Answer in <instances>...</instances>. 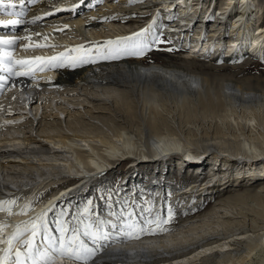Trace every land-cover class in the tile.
<instances>
[{"label":"bare ground","instance_id":"bare-ground-1","mask_svg":"<svg viewBox=\"0 0 264 264\" xmlns=\"http://www.w3.org/2000/svg\"><path fill=\"white\" fill-rule=\"evenodd\" d=\"M56 1L37 0L36 12L23 15L25 21L17 25V32L38 25L42 33H46V29H58V32L46 35L51 38L50 42L44 43L37 38V44H49L48 47L53 49V43L65 41L68 47L73 43L68 40L70 31L80 38L75 42L85 40L83 36L99 38L102 36L100 31L88 34L87 28L107 23L105 30H110L108 27H114L116 21L132 26L137 20L129 18L134 17V13L144 17V12L138 9L148 4L150 17L146 18V24L139 26L145 30L142 37L149 41L153 38L149 26L161 27L177 45L175 49L186 56L174 58L169 63H159L156 59L148 62L136 57H101L100 61L85 63L76 57L56 67L59 77L49 82V92L42 91L46 100L40 105L34 104L32 119L24 112L16 111V106H12L14 110L10 112L0 109V201H15L11 213L0 211V225H6L0 228V257L4 258V264L20 248L19 242L31 236L30 231L24 232L5 252L9 249L7 239L18 225L23 229L45 211L44 217H48L50 211L57 208L59 195L66 189L67 196L79 195L100 188L102 181H112L109 173L115 164L129 161V158L131 165L147 179L135 182L138 173L128 172L133 183L128 178L124 183L126 176L123 175L121 185L130 184L125 190L131 189L136 198L139 190L144 188L142 194H146L149 203L152 202L151 213L155 209L152 193L159 191V196L162 192H170L173 202L169 201V204L178 205L173 207V210L178 208L174 213L178 224L173 220L163 227L166 231L129 240L118 231L121 221L127 220L126 210H114L116 215H112L102 206L104 202L95 203L94 207L102 208L106 216L103 220L111 221V224H107L110 229V243L105 246L107 251L95 255L96 262L94 260L92 264H264V78L235 79L234 72L232 77L216 75V72L200 75L186 68L187 60L194 58L189 57L192 54H214L219 48L230 54L231 50L244 46L240 43L242 39L244 43L249 40V46L252 45L245 47L243 53H248L252 47L249 50L252 56L256 57L260 52L263 57L264 22L255 16L262 12L260 8L250 0H219V10L215 7L212 12L206 5L215 0H103L99 7L93 3L96 0H83L76 7L57 11L59 7L56 6L61 2ZM154 2L158 3L150 5ZM54 4L55 10L47 11ZM157 5L163 10L162 17L155 13L153 17L152 12L156 9L151 8ZM123 12H130V17L116 19V15ZM202 12L211 13L212 18L211 32L204 39H201L199 24L193 23L195 16ZM37 16L41 19L31 22ZM121 28H113L117 32L113 35L128 37L127 34L133 31ZM0 48L8 51L6 45ZM35 49L21 51L17 60L30 61L28 67L37 66L39 61L34 59L35 56L43 57L48 48ZM235 55L233 52L232 58ZM13 77L17 81L25 79V76ZM9 94L5 92L6 97ZM11 98L9 96L8 100ZM105 98L110 101L106 102ZM52 101L56 103L51 105ZM43 105L47 108L45 112L41 110ZM54 107L59 111L54 112ZM95 120L100 121V125L93 122ZM190 120L218 122L211 123L208 129L200 127L199 131V126L196 130L185 128ZM170 156L168 161L161 160ZM207 160L211 163L208 172L211 176L207 175L206 181L196 178L181 189L176 186L183 180V176L178 177L180 171L177 170L175 177L168 175L179 166L184 168L193 164L197 176L205 170L202 166ZM170 161L174 163L173 169H170ZM100 172L103 173L101 181L97 178ZM243 181L256 184L254 190L248 187L234 197H220L206 213L190 216L197 200H203L205 195L214 192L215 187L227 188ZM50 183L52 187L59 186L55 194H51L52 189L43 194ZM120 188L125 192L124 186ZM164 199V196L158 197L157 201H161L162 206L164 203L167 209L169 204ZM233 199L234 202H230ZM112 224L117 228L111 229ZM37 241L34 240V245ZM86 241L93 244L91 239ZM38 243L36 246L42 250L44 244L40 240ZM56 264L79 263L63 259L62 263Z\"/></svg>","mask_w":264,"mask_h":264},{"label":"snow or ice","instance_id":"snow-or-ice-1","mask_svg":"<svg viewBox=\"0 0 264 264\" xmlns=\"http://www.w3.org/2000/svg\"><path fill=\"white\" fill-rule=\"evenodd\" d=\"M36 0H19L20 5V11L12 13L16 16H23L24 15V7L25 4H32L35 3ZM130 2H133V0H130ZM81 3H83V0H81ZM7 5L9 8L15 7L13 0H0V11H3V6ZM73 7H76L75 5ZM60 9H57L59 11ZM50 13H46L45 15H49ZM41 17L37 16L33 18V21L35 22L40 20ZM24 23L21 19H10V20H0V25L8 26V25H17ZM65 28L68 26L65 25ZM62 30V29H61ZM145 30H141L139 33H133L130 37H123V38H117V40L112 41H106L105 43L108 45H121L128 43H132L133 50L127 51V49H121L116 48L115 50H110V54L108 56H105V59L108 58H118L114 53H118L120 51H126L127 54L132 55H143V49L147 46L144 44L141 37L143 36ZM39 35V34H38ZM26 39H31V37H25ZM15 39H20L19 37L14 39H5L3 37H0V46L3 45H13L15 42ZM30 45H25V47H28ZM38 47H45L48 45H35ZM79 48H83V46H78ZM75 51V49H73ZM65 53H59L58 56L62 57ZM57 56L49 57V58H42V57H35V60H41V59H48L50 61L55 62L57 60ZM87 63V61H83ZM30 61H24V60H16L12 57L10 52H7L6 50H0V72L6 73L7 75H0V89L4 87V82H6L9 77L12 76H28L31 73L30 72H21L17 71V66L23 68L25 67ZM52 67L57 66H63L62 64L52 63ZM75 66V65H73ZM40 70H43L41 68ZM8 123H12V121H9ZM15 203V201H0V211H9L11 213V206ZM25 209H22L21 211H25ZM142 215L139 220H135L132 218V214L129 213L128 219L122 220L120 225V231L123 232L124 235L132 237L138 236L140 234L146 233V232H156L159 231H166L167 229L163 228L162 225L168 224L171 220L172 214L171 210H169V214L167 219H161L160 216L156 215L153 216L151 214L150 208H144L141 210ZM46 213L42 212L38 217H36L35 220L31 221L30 224L25 225V227L22 229L19 225L17 226L16 230L12 233L10 237L7 239V243L9 245V249H5L4 251L7 252L10 250L11 245L13 244V241L16 240L18 237L22 236L24 232H31V236L28 237L26 240H21V244L24 246V251L17 249L15 252V264H26V261L30 260L32 264H50L51 260L54 258L55 255H61L66 256L69 258H73L79 261L87 262L91 260L97 253V251L100 250V248L103 247V245L99 244V241H106L109 239V233L107 231L103 230V225L105 224H111V221H99L95 227L93 228L92 224H88L85 226V232L84 235L88 236L93 244H96L97 247H89L88 244H86L84 241L79 240L78 235H72V236H65L64 233L67 232L66 228L61 227L59 229L60 236L57 238L55 236L49 237L47 235V228L45 227L44 232V240L46 241V246L41 250L39 246L34 245L35 237L38 233V223L37 221H40L43 219L44 215ZM146 214V215H145ZM112 215H116L113 213ZM155 225V227H153ZM113 228H117L116 224L111 225ZM6 227V225H0V228ZM23 257V259H22ZM0 264H4V258L0 257Z\"/></svg>","mask_w":264,"mask_h":264},{"label":"rangeland","instance_id":"rangeland-1","mask_svg":"<svg viewBox=\"0 0 264 264\" xmlns=\"http://www.w3.org/2000/svg\"><path fill=\"white\" fill-rule=\"evenodd\" d=\"M103 1V0H102ZM117 1V0H116ZM56 2H61L60 0H57ZM117 2H120V0H118ZM220 3H221V1H219ZM250 3H252V2H255L254 3V5L256 4L257 5V8H260V10L262 11V12H257L256 14H255V16H256V18H259L260 17V20H261V22H264V0H250L249 1ZM96 3H97V5H100L101 4V1H99L98 0V2L96 1ZM103 3V2H102ZM158 2H154V3H151L150 5H154V4H157ZM63 4H59V6H56L57 8L59 7V9H63L64 8V6H62ZM255 5V6H256ZM35 7H36V4L34 5ZM75 6H77V5H75ZM254 6V7H255ZM33 7V6H32ZM34 7V8H35ZM55 7V5H53L52 7H50V9H49V11L50 10H52L53 8ZM99 7V6H98ZM139 7H143L142 9H138L139 11H143L144 12V17H137V15H139V13H134V14H132V15H134V17H130L129 16V13L130 12H123V13H118L117 15H116V19H118V20H127L129 17V19H131L132 21H136L137 20V24H132V26H130V24L129 25H125L124 24V22H120V21H116V22H114V24L116 25H114V27L112 26H110V27H108L110 30H105L106 28H107V23H105V24H103V26H100V27H97V26H95V28H87V30H86V33H88V34H91V33H95L96 32V30H98V31H100L101 32V34H102V36L101 37H104V36H113V33L115 32L114 30L117 28V29H119L120 27H122L121 29H124V30H133L132 31V33H130V36H132L133 35V33H138V32H141V30H142V28H139V26L140 25H142V24H146V18H148V16L151 14V10H149V9H147L148 8V4H146V5H141V6H139ZM151 7V6H150ZM28 8V7H27ZM151 9H156L154 12H152V14H153V17H154V13H155V15H157V14H159V16L158 17H162V14H163V10H161L160 9V6L159 5H157L156 7H152ZM53 10H55V8L53 9ZM64 11H67V10H64ZM133 12V11H132ZM161 13V14H160ZM124 15V16H123ZM121 16V17H120ZM150 17V16H149ZM230 20H228L227 21V23L229 22ZM125 25V27H123ZM106 28H105V27ZM104 27V28H103ZM113 28H114V30H113ZM230 30H231V28H230ZM113 31V32H112ZM66 33V32H65ZM65 33H63L64 35H65ZM115 33H117V32H115ZM73 34V35H72ZM68 35H70L69 37H68V40L69 41H71L70 39H73V38H75V40H77V41H79L78 40V38H76L75 36H76V34H74V32H72V31H70V33H68ZM116 36H118L117 34H115ZM127 35H129V33L127 34ZM127 35H124V36H127ZM121 38H123V35L121 36ZM143 38V37H142ZM169 38H170V36H169ZM144 39V38H143ZM75 40L73 41V42H75ZM112 41H115V40H117V38L116 39H111ZM246 42L247 43H244L243 42V39H242V41L240 42V43H243L244 44V46H240L239 48H241V47H246V48H248V47H250V46H252V45H250L249 46V44H250V42H249V40H246ZM72 43V42H71ZM122 47V45H119V47ZM111 48H115V44L114 45H111L110 47H109V49H111ZM249 50H252V47L249 49ZM109 51H107V49L106 48H104V47H102L101 48V50H100V53H103L104 55H106V56H108L109 55V53H108ZM260 53V52H259ZM259 53H258V55H259ZM184 53L183 52H181L180 50H177V49H175V48H173V46L171 45V43L169 42V41H167V39L165 38V37H160V39H159V42H158V46H157V49L156 50H153L152 52H149L148 54H147V56L144 58V57H138V58H143V59H146V61H148V62H153V61H155V59L159 62V63H161V62H164V63H166L167 61H168V63L170 62V61H172L174 58H176V59H178V58H181L182 56H186V55H183ZM124 57H135V56H132V55H126V56H122V57H120L121 59H125ZM178 57V58H177ZM78 58V57H77ZM189 58V57H188ZM174 61V60H173ZM175 62H177V61H175ZM187 66H186V68H189V69H191V70H193L194 72H196V73H200V75L201 74H211V73H213V74H215V72H216V75L218 74V75H224V76H233V74L235 75V76H233L235 79H244V78H264V58H262V59H258L257 57H251V56H244L243 54L241 55V54H239V55H237L236 57H234V58H232V59H225V58H223V57H221V56H218L217 58H214V59H212V60H209V59H205V58H203V59H201V60H198V59H194V58H190L189 60H187ZM163 63V64H164ZM193 67H192V66ZM74 68V67H73ZM76 69V68H75ZM236 69V70H235ZM234 72V73H233ZM254 81V80H253ZM55 93H57V92H55ZM101 93V92H100ZM83 98H85V96H83ZM104 98V97H103ZM93 100V99H92ZM105 101L107 102H109L110 100L108 99V98H105ZM93 102L94 103H96L97 101H94L93 100ZM55 106V105H54ZM104 106V105H103ZM97 107H99V106H97ZM139 106H137L136 108H138ZM109 108V107H108ZM111 108V110H112V107H110ZM45 110H47V108L43 105V109H42V112H45ZM56 110H58V108H53V111L54 112H56ZM81 110V109H80ZM59 111V110H58ZM99 111H101V109H99ZM103 111V110H102ZM105 111V110H104ZM81 112H83V110H81ZM96 112V111H95ZM86 118H87V116H85ZM88 119V118H87ZM200 121V122H199ZM215 121H217L218 122V120H190V122H188V123H186V125H185V128H188V127H190V128H192V129H194V130H196L197 129V126H199V128L201 127L202 129H204L205 127V129H208V126L209 125H211V123L213 124ZM93 122H95V123H97V125H100V121H93ZM201 122H202V125H201ZM199 123H200V125H199ZM204 123V124H203ZM205 125V126H204ZM195 126H196V128H195ZM203 126V127H202ZM103 129H105V127L103 126L102 127ZM201 128L199 129V131L201 130ZM202 149H200L199 151H201ZM215 151V150H214ZM260 156H262V155H260ZM264 157V156H263ZM263 157H260V158H263ZM169 158H171V156L170 157H168V158H164V159H161V160H166V161H168V159ZM125 161H127V162H129L130 161V158H129V161L128 160H125ZM119 163V162H118ZM170 164H169V166H170V169H173L174 168V163L173 162H169ZM187 163V162H186ZM124 164H125V162H121V163H119V164H115V166H114V168L111 170V172L109 173V177L111 178V177H113L114 175H115V172H116V175H117V173H120L121 172V174H122V171L121 170H123V169H127V170H129L128 172L129 173H132L133 171H134V174L135 173H138V174H136V181L135 182H139L140 183V180H141V178H146L147 179V177H145L142 173H139V170H137L136 169V167L135 168H133V169H129V167H123L124 166ZM189 164V163H188ZM211 163L209 162V160H207L206 161V163L202 166V167H204L205 168V170L202 172V173H200L199 175H197L196 176V168L195 167H193V166H191V165H193V164H189L188 166H184V168H181L180 166H179V169H176V170H179L178 172H179V175H178V177L180 176H183V180L181 179L180 181H178L176 184V186L177 187H179V188H183L184 186H186L187 185V183H189V182H191V181H193V180H195L196 178H200L199 180H203L204 179V181H206L208 178H209V176H211V174L210 173H208L209 172V170H210V167H211V165H210ZM140 166V165H139ZM142 167H146V166H140V168H142ZM173 167V168H172ZM109 170V169H108ZM156 170V169H155ZM188 170V171H187ZM167 171H169V169L167 170ZM222 171V170H221ZM220 171V172H221ZM125 172V171H124ZM191 172V173H190ZM220 172H217V173H219L220 174ZM181 173H183V175H181ZM114 174V175H113ZM120 174V175H121ZM140 174V175H139ZM170 174V175H169ZM176 174H177V172L175 173L174 171H169L168 172V175L169 176H171V175H175L176 176ZM210 174V175H209ZM119 174L117 175V177L116 178H118V176H120ZM123 175H125V174H123ZM123 175H122V177H123ZM129 175V174H128ZM207 175H209L208 177H207ZM126 176V175H125ZM161 176H163V175H161ZM174 176V177H175ZM127 176H126V178H124L125 179V181H124V183H126V182H128V181H131V183H133V181L131 180V178L129 179L128 178V181H127ZM156 178V177H155ZM207 178V179H206ZM107 179V178H106ZM112 179V178H111ZM133 179V178H132ZM167 179H169L170 180V178H167ZM203 181V182H204ZM170 182V181H169ZM246 181H243V182H241V184H230L227 188H224V186H222V185H219V186H217V188L215 187V190H214V192H212L211 194H207V195H205L204 196V198H203V200L200 198V199H198L197 200V205L195 206V209L193 208V213H191L190 214V216L191 217H193L192 215H194V214H203L202 212H207V211H209L213 206H215V203L219 200V198L220 197H224L225 198V196H226V198L227 197H234V196H236L237 194H239V193H241L242 191H244L243 189L244 188H248L249 190H254V187H255V185L256 184H252L251 182H248V183H246ZM174 183H171V185H173ZM52 183H50L49 184V187H45L44 188V191L45 190H47V189H50L52 186ZM51 186V187H50ZM101 186H103V188H105L106 186H104V185H101ZM101 186H99L100 188H102ZM121 186H124V190H125V188L128 186V185H121ZM175 186V187H176ZM129 188V187H128ZM172 188V187H171ZM171 188H169V191H170V189ZM212 188H213V186H212ZM94 189V188H93ZM216 189H218V190H216ZM89 191V190H88ZM216 191H218V192H216ZM39 194H41V192L39 193ZM44 194V193H43ZM209 195V196H208ZM166 198V197H165ZM167 198H168V202L169 201H172L173 202V200L171 199V197H170V192H169V195L167 196ZM185 199H187V198H185ZM200 200V201H199ZM234 200L235 199H233V200H231L230 202H234ZM202 201V202H201ZM169 204V203H168ZM170 204H171V202H170ZM168 205V210L169 209H171L172 210V212H173V214H172V217H171V220H170V222L169 223H171L173 220L176 222V224H178V220H177V216L174 214L175 213V210H178V208L177 209H175V210H173V207H177V206H172V205ZM174 204V203H173ZM216 206H218V205H216ZM198 207V208H197ZM197 209V210H196ZM201 212V213H200ZM205 212V213H206ZM190 217V218H191ZM81 219V218H80ZM85 218H83V220H84ZM95 220H96V217L94 218ZM174 222V223H175ZM107 225V224H106ZM81 229V228H80ZM66 237H67V235H66ZM42 244V243H41Z\"/></svg>","mask_w":264,"mask_h":264}]
</instances>
